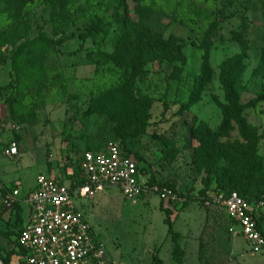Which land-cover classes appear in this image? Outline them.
I'll return each mask as SVG.
<instances>
[{
  "label": "rangeland",
  "instance_id": "obj_1",
  "mask_svg": "<svg viewBox=\"0 0 264 264\" xmlns=\"http://www.w3.org/2000/svg\"><path fill=\"white\" fill-rule=\"evenodd\" d=\"M92 20L105 31L83 37ZM140 21L164 39H176L182 57L171 55L142 68L132 92L151 101L150 118L142 135L124 146L140 158L152 186L170 190L171 196L130 202L109 187L77 203L95 237L122 264H152L153 256L175 264L160 207L169 211L175 231L188 221L190 231L182 230L180 242L183 264H241L242 250L228 233L226 216L216 205H202L200 190L210 161L231 184L252 168L244 186L249 194L264 192V101L243 111L259 139L252 158L220 83L221 72L231 71L242 104L264 91V0H68L64 9L57 0L1 2L0 232L18 228L10 216L21 215L22 206L8 209L3 203L17 182L25 190L38 174L69 181L85 152L119 143L117 125L129 113L119 96L129 66L120 38ZM196 84L202 85L200 99L182 109ZM9 97L16 114H35L32 125L10 122ZM200 130L209 131L207 143ZM13 143L18 155L8 157L5 150ZM215 186L213 176L205 192ZM12 241L13 235H0L2 252ZM18 261L15 255L10 264Z\"/></svg>",
  "mask_w": 264,
  "mask_h": 264
},
{
  "label": "built area",
  "instance_id": "obj_2",
  "mask_svg": "<svg viewBox=\"0 0 264 264\" xmlns=\"http://www.w3.org/2000/svg\"><path fill=\"white\" fill-rule=\"evenodd\" d=\"M5 154L17 156L18 147L11 144ZM81 170L84 184L74 189L60 176L36 175L34 185L26 193L28 220L20 227L17 238L19 264H122L95 237L77 200L88 199L109 187L118 189L130 202L153 194L161 200L171 196L170 190L150 185L138 161L124 153L117 143H108L100 152H85ZM22 190L17 182L5 196L3 203L8 209L19 202ZM204 205H216L222 210L228 220L229 235L242 239L251 255L264 253V234L257 221L264 218L263 201L251 203L232 192L228 196L215 195L205 200Z\"/></svg>",
  "mask_w": 264,
  "mask_h": 264
},
{
  "label": "trees",
  "instance_id": "obj_3",
  "mask_svg": "<svg viewBox=\"0 0 264 264\" xmlns=\"http://www.w3.org/2000/svg\"><path fill=\"white\" fill-rule=\"evenodd\" d=\"M4 0H0V3ZM68 0H57V5L59 9H64ZM105 29L98 20H92L91 23L86 27V31L83 34V37L96 35L98 33L104 32ZM128 32V33H127ZM121 36L120 40L127 45V51L129 55V66L125 69L124 82L119 88V96L125 101L129 106V113L126 118H123L119 121L115 136L118 139L117 143L120 145L122 151L127 155H130L131 152L125 151V141L129 138H137L144 132L147 127V122L150 118V108L151 101L148 98L141 97L136 98L133 95L132 87L133 84L141 73L142 68L148 64L157 62L162 64L163 61L168 60L171 55L182 57V46L177 44V40L174 38L164 39L160 34H157L149 29H147L142 21L138 24H135L127 29L126 32ZM220 83L224 91L226 100L231 106V117L237 126V130L241 138L245 142V146L248 149V153L253 157L256 155V149L258 144V137L256 136V128L249 125L243 117V111L247 108H252L257 105V103L264 101V91L260 96L250 100L249 102L242 104L239 102V93L233 81V73L229 70H223L220 74ZM202 90L201 84H196L193 91L190 93L187 103L183 105L182 109H189L200 99V93ZM7 104V113L10 122L17 126L23 125H32L35 121L34 113L27 114H16L14 110L15 100L9 97L6 100ZM198 134H201L202 142L207 143V137L210 133L206 130L198 131ZM87 152H100V151H87ZM136 160L140 158L133 157ZM251 160V157L248 159ZM140 161V160H138ZM82 162V161H81ZM250 162V161H249ZM138 167L142 173H144L143 168L139 165ZM205 172L207 178L204 180V188L200 190V195L202 196L201 204L203 205L205 200L210 199L211 197L222 194L228 196L232 192L237 193L241 198L247 200L248 202L254 203L258 201L264 202V192H257L256 194H249L247 188H245L244 183L247 179L249 173L252 172V168L248 169L242 176L237 178L234 184H231L226 178H224L223 170L217 167L215 164L207 161L205 163ZM215 178L216 186L211 193H206L205 189L209 186V181L211 177ZM69 181H67L66 176H63L62 180L69 183L71 189L76 188V186H83L84 179L82 177L81 164L78 167V174L71 173L68 176ZM149 184L154 185V183L149 178ZM232 185V186H231ZM168 187V186H167ZM158 188H162L158 186ZM171 189L170 187H168ZM160 210L165 212L164 223L167 226V235L170 237L172 243L171 250V259L175 264H183V249L179 245L180 235L174 230L173 223L169 218V211L163 210L160 207ZM18 219H20L18 217ZM264 218L260 217L258 225L261 227V222ZM21 228L18 224L17 230L9 232H0V235L4 237H10L13 235L12 245L13 247L6 252H2L0 249V262L2 264H10L11 258L15 255L20 256L21 252L16 250L17 248V238ZM264 234V232H263ZM21 264V263H20ZM152 264H163L162 260L157 257H152Z\"/></svg>",
  "mask_w": 264,
  "mask_h": 264
},
{
  "label": "crops",
  "instance_id": "obj_4",
  "mask_svg": "<svg viewBox=\"0 0 264 264\" xmlns=\"http://www.w3.org/2000/svg\"><path fill=\"white\" fill-rule=\"evenodd\" d=\"M21 183V182H20ZM34 185V183L31 185V186H29L28 188H26L25 190H22L21 192H20V196H19V204L22 206V214L20 215L17 211H16V213L15 214H13V215H11L10 216V218H11V224L12 225H15V224H20L19 226L21 227V226H23L26 222H27V220H28V216H29V213H30V208H29V205L27 204V202H26V193H27V191L28 190H30L31 189V187ZM21 186H22V183H21ZM23 188V187H22ZM25 207H26V209H27V211H26V213L24 214L23 212H24V210H25ZM10 211V210H9ZM18 217L20 218V219H18ZM25 218H26V220H25ZM184 220V224H178L179 225V229H180V231H178V233H179V235H180V241H179V245H181V241H183V239H184V233H183V231L182 230H184V232L185 231H190V229L188 228V226H187V224H186V222H188V221H185V219H183ZM23 222V223H22ZM22 224V225H21ZM261 224H262V230H263V232H264V219H263V221L261 222ZM177 232V231H176ZM235 239V241H237V250H242V254H240L241 256H240V263L241 264H264V259L262 260L261 259V256L262 257H264L262 254H259V255H261V256H259V255H251L250 253H249V250H248V247L247 248H244V246H243V244L245 243L243 240V244H242V242H240L239 240H237V238H233L232 240H234ZM240 242V243H239ZM239 244H240V247H239ZM247 246V245H246ZM238 247H239V249H238ZM183 248V247H182ZM2 249H4L3 247H2ZM10 249V248H9ZM183 250H185L184 248H183ZM3 251V250H2ZM264 254V253H263ZM259 256V257H258ZM19 257V256H18ZM18 264H19V261H18Z\"/></svg>",
  "mask_w": 264,
  "mask_h": 264
}]
</instances>
